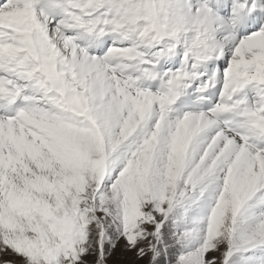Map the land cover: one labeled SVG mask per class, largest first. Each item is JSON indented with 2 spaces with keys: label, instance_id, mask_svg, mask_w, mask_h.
<instances>
[{
  "label": "snow or ice",
  "instance_id": "1",
  "mask_svg": "<svg viewBox=\"0 0 264 264\" xmlns=\"http://www.w3.org/2000/svg\"><path fill=\"white\" fill-rule=\"evenodd\" d=\"M137 261L264 264V0H0V264Z\"/></svg>",
  "mask_w": 264,
  "mask_h": 264
},
{
  "label": "rangeland",
  "instance_id": "2",
  "mask_svg": "<svg viewBox=\"0 0 264 264\" xmlns=\"http://www.w3.org/2000/svg\"><path fill=\"white\" fill-rule=\"evenodd\" d=\"M116 255L119 256L120 253L118 252ZM136 264H146V261H137Z\"/></svg>",
  "mask_w": 264,
  "mask_h": 264
}]
</instances>
